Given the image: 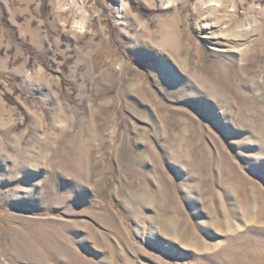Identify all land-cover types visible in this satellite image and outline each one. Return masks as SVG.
Instances as JSON below:
<instances>
[{
  "label": "rangeland",
  "instance_id": "obj_1",
  "mask_svg": "<svg viewBox=\"0 0 264 264\" xmlns=\"http://www.w3.org/2000/svg\"><path fill=\"white\" fill-rule=\"evenodd\" d=\"M0 264H264V0H0Z\"/></svg>",
  "mask_w": 264,
  "mask_h": 264
},
{
  "label": "bare ground",
  "instance_id": "obj_2",
  "mask_svg": "<svg viewBox=\"0 0 264 264\" xmlns=\"http://www.w3.org/2000/svg\"><path fill=\"white\" fill-rule=\"evenodd\" d=\"M243 52V51H242Z\"/></svg>",
  "mask_w": 264,
  "mask_h": 264
}]
</instances>
